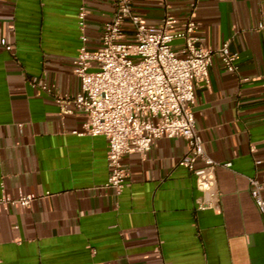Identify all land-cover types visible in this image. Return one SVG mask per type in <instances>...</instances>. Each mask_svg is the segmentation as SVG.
I'll list each match as a JSON object with an SVG mask.
<instances>
[{"label":"crops","instance_id":"1","mask_svg":"<svg viewBox=\"0 0 264 264\" xmlns=\"http://www.w3.org/2000/svg\"><path fill=\"white\" fill-rule=\"evenodd\" d=\"M80 6L95 49L108 0H0V197L38 196L27 206L0 203V264H264V219L248 182L264 179V0L133 2L151 24L170 17L174 32L193 20L204 46L237 53L234 72L213 55L207 81L194 87L204 151L231 162L215 168L214 196L182 164L181 137L125 154L127 185L119 195L105 186L107 139L79 134L86 114L70 103L80 87ZM182 46L174 39L178 54Z\"/></svg>","mask_w":264,"mask_h":264},{"label":"built area","instance_id":"2","mask_svg":"<svg viewBox=\"0 0 264 264\" xmlns=\"http://www.w3.org/2000/svg\"><path fill=\"white\" fill-rule=\"evenodd\" d=\"M108 1L112 15L101 26L100 45L95 49L86 46V9L80 6L78 10L81 43L73 72L80 87L70 100L86 114L84 132L79 134L103 135L107 139L109 173L105 186L119 195L127 185L128 169L122 161L125 154H144L160 137H181L186 143L182 164L194 175L196 188L214 196L215 168L229 167L231 162L219 164L204 151L202 137L195 128L194 87L198 81H207L213 55L234 72L237 53L227 43L216 49L204 46L194 34L193 20L172 32L168 29L170 17L158 25L151 24L134 10V0ZM125 22L131 26V39H125ZM258 27L263 28L264 22ZM174 39L182 40L180 54L173 48ZM30 84L48 90L38 77H33ZM55 98L62 111L70 112L61 95ZM248 182L250 195L264 219V179L251 176ZM37 198L35 193L23 191L15 197L4 193L0 203L27 206Z\"/></svg>","mask_w":264,"mask_h":264}]
</instances>
